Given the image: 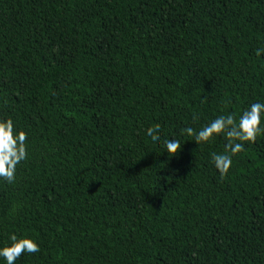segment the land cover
Here are the masks:
<instances>
[{
	"label": "trees",
	"instance_id": "obj_1",
	"mask_svg": "<svg viewBox=\"0 0 264 264\" xmlns=\"http://www.w3.org/2000/svg\"><path fill=\"white\" fill-rule=\"evenodd\" d=\"M261 49L264 0H0V120L27 134L0 178V247L39 244L16 264H264V133L222 176L227 138L184 131L264 102Z\"/></svg>",
	"mask_w": 264,
	"mask_h": 264
},
{
	"label": "clouds",
	"instance_id": "obj_2",
	"mask_svg": "<svg viewBox=\"0 0 264 264\" xmlns=\"http://www.w3.org/2000/svg\"><path fill=\"white\" fill-rule=\"evenodd\" d=\"M261 52L264 49L259 50L258 54ZM184 131L188 135L195 134L197 142L207 143L217 134H223L227 138L228 153L215 154L212 157L215 168L222 176L227 175L233 164L232 157L243 151L246 143H254L257 136L264 133V102L250 104L238 118L232 113L219 115L198 132L190 127ZM147 134L156 143L160 142L158 130L150 128ZM26 140L27 134L17 130L12 120H0V178L8 183L14 181L17 165L27 158ZM165 147L168 153L177 154L181 145L176 139H168ZM9 239L8 246L0 247V258H3L5 264H16L22 254L40 250L39 244L29 237L11 234Z\"/></svg>",
	"mask_w": 264,
	"mask_h": 264
}]
</instances>
